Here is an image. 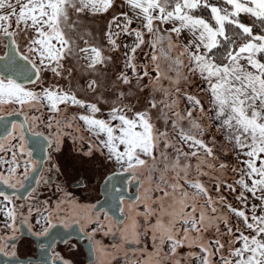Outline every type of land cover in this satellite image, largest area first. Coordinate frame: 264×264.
Returning a JSON list of instances; mask_svg holds the SVG:
<instances>
[{"label":"snow or ice","instance_id":"obj_1","mask_svg":"<svg viewBox=\"0 0 264 264\" xmlns=\"http://www.w3.org/2000/svg\"><path fill=\"white\" fill-rule=\"evenodd\" d=\"M115 3L0 0V184L15 192L24 189L34 201L27 204L25 214V205L16 203L19 196L0 191V231L9 233L0 234V254L16 255L9 241L16 239L17 225L28 224L34 213L39 214L37 224L51 227L53 219L67 212L63 201L49 210L48 201L41 204L37 189L26 187L25 181L31 178L37 186L50 185L43 173V158L33 155L47 152L51 160V153L60 151L63 138L72 135L66 130L72 129L90 134L88 150L82 153L85 158L100 152L109 165L117 166L115 176L128 174V183H136L140 189L135 203L143 205V212L117 226L120 242L115 249L119 252L140 245L142 237L150 235L154 250L141 249V256L128 264H264V0H223L226 6L210 0H123L132 15L112 16L104 37L111 50L126 49L124 66L132 77L121 72L116 79L131 85L134 78L138 93L148 89L147 107H136L138 94L120 91L104 119L97 115L102 113L97 103L78 98L71 86L73 68L67 63L83 60V66L96 73L98 66L112 60L102 47L86 39L92 33L85 21L107 14ZM204 11L210 13L208 18L199 14ZM241 13L254 18L252 26L241 22ZM134 19L140 22L139 28L131 27ZM255 22H259V32L254 31ZM185 32L191 36L187 43L180 40ZM122 36L133 37L132 44L118 43ZM144 47L151 50L149 61L138 65L136 53ZM49 72L68 80L69 85L45 87L44 76ZM193 77L206 85L202 91L209 97L207 110L198 94L187 90ZM145 78L149 82L141 83ZM99 87L97 79L87 82L92 92ZM182 100L186 101L184 108ZM7 106H11L7 115H23V121L9 127L5 123ZM73 106L85 113L66 115ZM45 109L50 115L47 121L42 118ZM152 110H156L155 119ZM197 112L199 116L194 115ZM205 118L219 122L217 131L242 165L232 168L239 174L235 184L242 189L237 196L242 208L228 203L223 195L213 196L200 179L211 176L218 159L214 147L204 139L208 131ZM156 120L163 121V128L157 127ZM77 121L83 122V129ZM41 124L48 135L38 130ZM29 134L33 137L31 149ZM53 167L59 173V166ZM226 167L219 164L221 170ZM214 179L217 193L222 184L236 192L233 184ZM247 194L259 204L249 207ZM225 209L239 223H232ZM141 216L143 224L137 219ZM48 231L43 227L41 234ZM108 231L112 232V225ZM95 232L88 234L89 240ZM94 245L99 254L109 255L99 241ZM184 248L192 251L183 255L180 249Z\"/></svg>","mask_w":264,"mask_h":264},{"label":"flooded vegetation","instance_id":"obj_2","mask_svg":"<svg viewBox=\"0 0 264 264\" xmlns=\"http://www.w3.org/2000/svg\"><path fill=\"white\" fill-rule=\"evenodd\" d=\"M2 54L0 53V55ZM27 86L36 87L31 84ZM37 90H39L38 87ZM10 109L11 106H7L5 111V123L9 127L12 123L18 124L24 119L23 115H7V111ZM34 114L39 115V113ZM42 118L45 121L50 119L46 109ZM77 125L83 129L81 123ZM38 130L48 135L49 130L44 124H41ZM66 131L72 135H66L63 138L60 151L52 152L51 160L47 159V152L39 155L34 153L33 155L34 159L43 158V173L50 178V185L40 184L37 186L30 178L25 181V186L35 187L37 189L35 195L39 202L43 204L44 201H48L49 210L54 209L58 202L63 201L62 207L67 209V212H61L60 218L52 220L54 226L43 225V227L49 228L47 235L41 234L43 227L36 223L38 213L33 214L28 224H18L19 231L16 233V239L9 241L10 250H15L16 255L0 254V264H61L58 257L70 261V264H128L132 259L141 256L142 240L140 245H130L119 252L115 249V245L120 242L117 226H122L130 215L136 213L133 209L136 206L135 200L126 198V195L133 196L135 194L136 198L140 189L136 183H128V180L131 179L128 174L117 177L115 189L112 186L113 183L106 185L109 182L108 178L114 176L117 167L113 170L112 166H109L110 168L97 179L94 171L95 165H93L94 167L92 164L86 165L87 168L79 165V160L77 161L79 158L85 159L87 162L91 160V158H85L82 155L88 150L90 134L87 131L73 132L72 129ZM80 136H83L84 139L81 140ZM28 139L31 149V140L33 139L31 134H29ZM69 148L73 154L70 157L68 155ZM53 165L59 166V173L56 172ZM120 179L124 180L123 184L118 182ZM0 191H4L10 196H19L20 199L16 203L25 205V214L27 213V204L34 202L24 189L15 192L13 189L0 184ZM114 191L121 196L119 210L116 213H114L111 205L112 192ZM137 211L143 212V210ZM89 218L91 221H98L99 223L90 222ZM2 219L0 217V220ZM137 219L141 224L144 223L142 216L137 217ZM109 225H112V232L108 231ZM94 229H96L95 235L92 240H89L88 234ZM0 234L8 235L9 233L0 231ZM94 241H99L109 255L99 254L96 251Z\"/></svg>","mask_w":264,"mask_h":264},{"label":"rangeland","instance_id":"obj_3","mask_svg":"<svg viewBox=\"0 0 264 264\" xmlns=\"http://www.w3.org/2000/svg\"><path fill=\"white\" fill-rule=\"evenodd\" d=\"M119 2L116 3L118 5L119 11L115 12V11H109L107 14L101 15V16H95V17H89L87 21H85V23L88 25V30L91 32H98V31H106V26L108 21L111 19L112 16L114 15H119L120 13H122L121 11V1L118 0ZM129 16L132 15L131 11L130 13H128ZM140 22L138 20L134 19V22L132 24V28H139ZM163 27L165 28H170L171 25H164ZM91 36H88V40L91 42ZM123 38H125V36H123ZM191 38L190 33H183L180 37L181 42L185 43L188 42V40ZM87 39V38H86ZM147 39V37H146ZM121 40V38L119 39V41ZM133 42V37H129V45L132 44ZM96 45L102 47L104 49V53L105 55H107L108 52V43L107 46L98 44L97 42L95 43ZM23 50V48H22ZM151 50L147 47H144L142 50H138L136 53V60L135 62L138 65H143V64H147L149 61V56L148 53ZM0 53H3V45L0 44ZM77 62L75 59L70 60V62ZM79 66H83L85 64V62L83 60H80L79 62ZM113 63V61H112ZM118 63L121 62L119 61ZM114 64V63H113ZM119 65V64H118ZM117 71V72H116ZM102 71H97L96 73H90L87 70L84 69H80L78 67H73V75L71 78V86L73 87V90L76 92L78 98L85 100L86 102H91V103H97L98 106L102 109V113L97 114L99 118H104L107 119V113L110 109L111 106H113V102L116 99V95L118 94V92L123 91L126 94L129 92H132L133 94H138L140 96V101L139 102H135L136 103V107L143 110L144 107H147V97H148V89H145L143 93H138L137 88L135 87L136 85V81L133 78L132 80V84L131 85H125L123 84V86L116 85L113 82L114 76L117 74H120L122 72V70L119 69V73H118V69L115 70L116 73L112 74V76L110 77L111 81L114 83V85H112L111 89H107L105 90V86L106 85H101L100 87L97 89L96 92H92L90 90H88L87 88V82L90 79H97L98 76H100ZM50 74V72H49ZM47 75V73L45 74V76ZM129 76L132 75L131 70L128 74ZM50 76V75H49ZM48 76V77H49ZM97 76V77H96ZM47 77V76H46ZM48 79V78H47ZM193 83L188 86L187 90L190 93H194V94H198V98L201 100L205 110L208 109L209 107V97L207 95L206 92L202 91V89H204L206 87V85L202 84L199 80L198 77H193ZM55 80L56 82H59L60 85L62 86H68L69 85V81L68 80H64L62 78H58V77H51L49 78V81H53ZM102 80V78L100 79ZM148 83V78H145L144 81H142L141 83ZM165 86H167V81L164 82ZM34 86V85H33ZM109 87V85H108ZM201 90V91H198ZM157 98L159 99V94H157ZM186 104V101L182 100L181 101V108H184ZM63 107V106H62ZM154 113V119H155V113L156 110H152ZM85 113V109H81L79 107H70L66 110V115H79V114H84ZM131 115V114H129ZM194 115L199 116V112L194 113ZM82 124V121H77V124ZM116 123V122H114ZM203 123L208 127V131L205 133L204 139L206 141V143L209 144V146L214 147V151L216 153V156L218 157L217 160L214 161V163L216 164V170L213 171L211 173V176H202L200 177V179L202 180V182H204L206 184V186L209 188L210 193L213 196H217V195H223L228 203L233 204V206L237 207V208H242L243 206L240 204V201L237 199V196L239 194L240 191H242V189L239 188L238 185L235 184V181L239 178V174L238 173H234L232 171L233 167H241L242 165H239L238 160H237V156L236 153L234 152V150L232 149V146L229 145L227 143V141L224 138V135L217 131V125H218V121H209L207 118H205L203 120ZM156 124L157 127L159 128H163V121L162 120H156ZM84 127V125H83ZM213 138H215V143L213 144ZM187 150V149H185ZM106 152V150H105ZM68 155L69 157L72 156V152L70 150V148L68 149ZM78 158V157H77ZM79 160V165L84 166L87 168L86 165H95V170H94V166L92 167L93 170L96 172V178L98 179L99 176L104 174V171L108 170L110 167L112 166L113 170L117 167L114 164L113 165H109L107 163V161H105L104 156H102L100 154V152H94L93 153V157L91 158V160L89 162H85V159H77V161ZM92 162H94L95 164H93ZM77 163V162H76ZM193 163H195V160H193ZM220 163H225L226 165H228V167H226L225 169H219V164ZM218 178L221 181H226L228 184H233L234 187H236V192H232L230 191L225 185H221V191L220 193L216 192V179ZM249 195V207L251 206V204L256 203L259 204V201H256L254 199L251 198L250 194ZM130 208H132V206H130ZM136 212L142 211L143 210V205H136L133 208ZM226 214L229 215L230 220L232 223H239V221L237 220L236 217L232 216L230 213H227V210L225 209ZM223 228V226H221ZM207 235H211V233L207 234ZM142 241H143V250H145L146 252H150L153 251V242L151 239L150 235H145L142 237ZM192 251V249H188V248H184V249H180L181 254L186 255L187 252Z\"/></svg>","mask_w":264,"mask_h":264},{"label":"crops","instance_id":"obj_4","mask_svg":"<svg viewBox=\"0 0 264 264\" xmlns=\"http://www.w3.org/2000/svg\"><path fill=\"white\" fill-rule=\"evenodd\" d=\"M120 1H121V11H122V13H125V12L126 13H130L129 7L126 4L123 3V0H120ZM118 2L119 1L116 0V3H118ZM116 3L114 4V7L112 9H110L111 11H115V12H118L119 11L118 5ZM104 32L105 31H98V32L91 31V33H92L91 42L92 43H96L97 42L98 44H101V45H103V43H104V45L107 46V40L104 37ZM86 38L88 39V37H86ZM128 41H129V36H125V38H123V36H122L121 37V40L120 41L118 40V43H121L122 45L123 44H128L129 45ZM185 43H187V42L185 41ZM108 48L109 49H108L107 55H105L104 52H103V54L105 56H111L112 57V60L109 61L106 65L98 66V70L97 71H102V72L100 73L101 74L100 76H98V77L96 76L99 84L106 85L105 86V90L111 89L112 88V85H114V83L116 85H119L120 84L121 86H123L122 81H119V80L116 79L119 74H117L116 73L117 71L115 72V70L118 69V73H119V69L122 70V72H127L128 74L130 72V69H126L125 66H124L125 65L124 52L126 51V49L123 48V47H121L118 51H113V50H111L110 46ZM112 61H113L114 64L112 63ZM119 61L121 62V65H120V63H118ZM67 66L68 67H72V68L73 67H78L80 69L87 70L84 66H79V63L78 62H75V61H73V62L68 61ZM114 73H116V75H113L114 76V79H113V82L114 83H113L111 81L110 77ZM46 76H44V81H43V85L45 87H47V86H49L50 84H53V83H59V82H56L55 80H53L51 82L49 81V78L53 77V75L51 73L50 74L47 73ZM130 77H132V75ZM101 78H102V80H100ZM108 85H109V87H108Z\"/></svg>","mask_w":264,"mask_h":264},{"label":"trees","instance_id":"obj_5","mask_svg":"<svg viewBox=\"0 0 264 264\" xmlns=\"http://www.w3.org/2000/svg\"><path fill=\"white\" fill-rule=\"evenodd\" d=\"M210 3L216 4L217 6H226L223 4V0H210ZM203 15L205 18H208L210 16V13L208 11H204L202 13H199ZM239 19L242 23H245L248 26H252L254 23V18L241 13ZM259 22H255V28L254 31L259 32Z\"/></svg>","mask_w":264,"mask_h":264},{"label":"water","instance_id":"obj_6","mask_svg":"<svg viewBox=\"0 0 264 264\" xmlns=\"http://www.w3.org/2000/svg\"><path fill=\"white\" fill-rule=\"evenodd\" d=\"M113 177V181H116L117 182V177L118 176H112ZM113 181H109V182H107V184L106 185H108V183H113ZM115 182V183H116ZM117 186H115L114 187V189L116 188ZM113 193V195H112V203H111V205H112V208H113V211H114V213H116V212H118V210H119V205H120V198H121V196L120 195H118L115 191L114 192H112ZM126 198H131L132 200H135V194L133 195V196H127L126 195ZM115 215V214H114Z\"/></svg>","mask_w":264,"mask_h":264}]
</instances>
